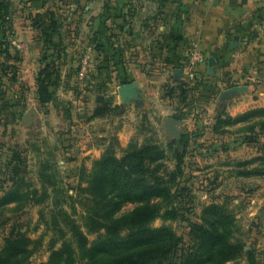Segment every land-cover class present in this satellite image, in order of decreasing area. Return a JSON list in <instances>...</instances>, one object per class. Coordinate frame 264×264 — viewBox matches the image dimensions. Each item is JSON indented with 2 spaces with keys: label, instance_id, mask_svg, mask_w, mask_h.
Segmentation results:
<instances>
[{
  "label": "crops",
  "instance_id": "1",
  "mask_svg": "<svg viewBox=\"0 0 264 264\" xmlns=\"http://www.w3.org/2000/svg\"><path fill=\"white\" fill-rule=\"evenodd\" d=\"M12 1L7 19L13 32L2 29L0 42L18 59L0 54V76L8 86L9 71L15 66L17 83L35 89L38 105V73L45 67L53 71L55 96L45 108L56 123L70 122L69 114L93 128L96 122L120 118L116 134L125 146L130 121L123 117H129L127 107L132 105V110L134 106L137 111L157 112L168 129L176 120L173 127L178 134L194 130L201 138L209 135L213 150L229 143L225 155L245 145L248 133L242 127L246 123L228 127L236 133L220 137L212 125L223 111L236 116L264 107V0H82L83 34L63 32L67 22L49 13L53 0ZM193 49L202 51L207 61L199 66L201 83L190 91L185 64ZM84 55L89 56L86 63ZM211 57L215 63L209 73ZM129 82L137 83L136 100H126L118 91ZM179 90L185 93L178 114L170 115ZM99 98L115 105L105 118L94 115ZM191 108L199 115L191 114ZM186 123L194 128L188 125L183 132ZM92 135L93 130L87 131L88 139ZM85 149L86 155L97 150L92 144Z\"/></svg>",
  "mask_w": 264,
  "mask_h": 264
},
{
  "label": "rangeland",
  "instance_id": "2",
  "mask_svg": "<svg viewBox=\"0 0 264 264\" xmlns=\"http://www.w3.org/2000/svg\"><path fill=\"white\" fill-rule=\"evenodd\" d=\"M21 1L26 3L30 0ZM81 1L53 0L54 8L49 13L53 12L51 15L57 21L64 19L67 22L68 27L62 28L63 32L68 30L72 34H83L80 15L84 5ZM9 2L12 11L13 1ZM201 80V77L195 81L189 80L190 91L196 89ZM34 90L23 85V82L18 84L16 80L10 81L7 86L0 79V249L12 231H20L33 240L30 243L34 247V252L29 257L30 264L46 261L50 252L49 246L53 237L57 236L52 225L53 215L65 226L62 221L64 212L86 232L85 216L89 205L83 195L77 192L81 168L89 169L93 161L109 147L120 156L130 139L135 138L139 143L148 140L161 146L164 153L159 161L166 166L165 172L175 168L176 154L181 150L184 152L182 173L173 188L177 197L168 205L169 208H174L176 215L174 218H155L151 222L153 227L163 224L170 226L182 237V248L187 249L192 244L191 223H201L203 207L211 203L221 204L233 212V239L242 242L244 247L236 263L248 264V255L264 262V135L260 130H256L255 134L244 131L248 135L242 149L232 150L233 154L225 155L224 148L226 144L230 146L229 143L221 144L217 150H213L209 147V135L201 138L194 134V130L191 134L185 132L188 125L194 128L192 124L181 126V131L185 134H178L175 127L166 128L167 124L162 123L163 120L157 112L137 111L134 106L132 110L131 105L127 107L129 117H123L130 121L129 125L126 124L129 129L125 139L128 141L125 146H121L116 134L120 118H107L103 122H96L93 128L92 125H82L85 119L77 122L69 114L71 121L67 124L64 121L60 125L46 113L47 103L36 104ZM181 90L175 94L176 100L170 115L178 114V107L185 93ZM82 91L80 89L78 92L77 89L78 94ZM114 91L117 90L114 88ZM109 103L112 111L106 112L102 117L108 116L115 109L113 101ZM37 111L41 113L40 116ZM189 111L195 116L199 115L195 108ZM138 114L140 115L137 116ZM207 124L202 122L200 125ZM89 130L95 132L91 139L87 138ZM231 130L218 133V137L236 133L235 128ZM177 138L187 141L188 145L184 150H175ZM89 144L95 146L97 150L93 151L96 152L83 154ZM200 145L204 148H200ZM215 164L219 166L215 167ZM229 165L232 169L227 170ZM249 171L251 174H246ZM12 179H18L23 184L17 191L14 187L11 188ZM24 183L30 188H38L39 197L43 192L42 187L46 186L47 197L38 204L25 201L21 198L27 188ZM134 207L135 204L127 203L120 209V214ZM94 236L95 234H89L90 239ZM59 244L58 241L56 246Z\"/></svg>",
  "mask_w": 264,
  "mask_h": 264
},
{
  "label": "trees",
  "instance_id": "3",
  "mask_svg": "<svg viewBox=\"0 0 264 264\" xmlns=\"http://www.w3.org/2000/svg\"><path fill=\"white\" fill-rule=\"evenodd\" d=\"M9 13V0H0V31L4 29L12 34L13 28L7 19ZM55 28L53 21L52 29ZM1 44L0 54L18 59ZM9 72V80L15 81V66H11ZM52 74L54 72L47 67L38 73L36 92L40 104L48 103L55 96L52 87H55L57 77ZM110 111V103L99 98L94 115L103 116ZM237 123H246L242 130L252 134L257 128L264 130V107L249 109L236 116L223 111L216 116L212 127L217 133H226L228 127ZM187 145V141L177 138L175 150H184ZM163 153L155 142L144 140L139 143L132 138L120 156L109 147L89 169L82 167L77 192L89 205L85 216L86 232L66 212L61 213L65 226L54 214L52 225L57 236L49 246L47 260L36 264H239L236 259L244 247L242 242L233 239L235 216L224 205L211 203L203 207L201 223H191L192 244L187 249L182 248V237L170 226L151 225L159 216L174 218L176 215L174 208L168 205L177 197L173 188L182 173L184 152L181 150L176 154L175 168L166 172V166L159 161ZM12 181L11 188L16 191L23 185L18 179ZM24 184L27 188L21 198L25 201L38 204L47 197L46 186L42 187L39 197L38 188ZM127 203L135 204V207L120 214V209ZM89 234L95 236L90 239ZM58 241L60 244L56 246ZM31 242L33 240L25 233L12 231L0 249V264H30L29 257L34 252ZM248 264L264 262L248 255Z\"/></svg>",
  "mask_w": 264,
  "mask_h": 264
},
{
  "label": "built area",
  "instance_id": "4",
  "mask_svg": "<svg viewBox=\"0 0 264 264\" xmlns=\"http://www.w3.org/2000/svg\"><path fill=\"white\" fill-rule=\"evenodd\" d=\"M88 55H84L85 63L88 60ZM207 61L205 54L197 49L191 50L185 64V72L189 80L195 81L200 77L199 66ZM85 66V65H84Z\"/></svg>",
  "mask_w": 264,
  "mask_h": 264
},
{
  "label": "water",
  "instance_id": "5",
  "mask_svg": "<svg viewBox=\"0 0 264 264\" xmlns=\"http://www.w3.org/2000/svg\"><path fill=\"white\" fill-rule=\"evenodd\" d=\"M234 40H237V38H234ZM208 62H209V73H211V68H212L213 64L215 63L214 58L213 57L209 58ZM136 87H137L136 82H129V83L121 85L118 88V91L124 99L136 100L137 96H138V91H137ZM175 122H176V120L171 121V123H170L171 127H173Z\"/></svg>",
  "mask_w": 264,
  "mask_h": 264
}]
</instances>
